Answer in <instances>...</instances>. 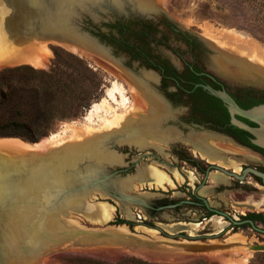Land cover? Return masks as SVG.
I'll return each mask as SVG.
<instances>
[{
	"label": "rangeland",
	"instance_id": "1",
	"mask_svg": "<svg viewBox=\"0 0 264 264\" xmlns=\"http://www.w3.org/2000/svg\"><path fill=\"white\" fill-rule=\"evenodd\" d=\"M149 1L164 11V13H154L148 19L158 27L160 37L164 41L157 42V45L161 50L170 52L175 58L172 60H178L179 55L191 59L192 53L180 40V36L170 31L169 25H174L180 31L199 34L203 37H205L206 27H209L215 29L214 31L223 32L230 38L253 40L264 51V0ZM1 2L3 7L4 0ZM109 24L106 25V32H100V29L97 28L98 32L96 33L101 42L110 46L111 53L108 55L100 51L98 53L88 51L91 53L90 56L80 55L62 47L52 39L18 37L11 34L8 28L4 32L1 30L3 34L7 33L5 37H0V49H3V52L0 53V122H6L9 117L18 113L19 119H16L32 126L31 129H35L33 120L39 118L41 122L38 130L44 131V134H41L36 141L30 140L27 136H0L1 139L16 138L27 143H35L63 132L68 125L90 124L92 127L98 128L101 120L111 114L109 108L124 113L134 101L138 102L140 108L134 111L133 115L137 117L145 112V104L135 96V91L131 86H135V90L150 98L144 87L153 81L149 76L152 75L150 72L154 69L143 64L142 61L137 62L131 59L124 51L113 48L110 36H112L114 28H111ZM89 25L92 26V24ZM0 26L3 28L1 23ZM109 27L110 29H108ZM33 41L39 42V44H35L38 48L36 54L42 60V65L39 66H34L25 59L26 54L29 56L26 48ZM207 41L212 45V48L214 47L213 49L215 47L218 49L216 51L204 49L203 61L209 71L215 72L211 62L212 58H216L220 65L218 66L222 70L220 72L228 77L236 78L241 75L254 77L249 75L251 74L249 70H252L264 79L262 65L250 61L228 48H222L209 39ZM237 63L242 64V67L245 66L246 73L241 69L239 70L241 75H233L232 67L238 68L237 65H234ZM124 77H128L131 84L134 85H131ZM114 82L122 86V94L129 100L127 105L122 104L121 93L114 98L106 95ZM180 105L186 107L184 103ZM42 115L48 117L46 122L42 121ZM176 126V122L168 121L166 128L174 129ZM24 131L26 135L31 133L27 132V129ZM184 131L189 133V129ZM102 132L108 133L109 130L90 131L82 134L81 138L72 141L83 140ZM146 136L153 145L143 149L130 146L126 142L117 143L116 147H112V144L109 145L111 150L121 155V163L109 165V170H117L114 178H118L123 184L128 181V186L124 189L126 194L144 196L148 199L149 204L157 206L165 200L185 199L198 190L197 193L205 196L210 203H217L225 207L222 200L227 187L216 184L213 177V175H224L220 171L211 170L205 186L195 188L197 184L201 185L207 164L200 157L203 156L211 161L214 160V157L203 155V153H200V156L195 149L191 150L190 145L183 142V139L178 140L184 143L182 146L179 144L172 146L170 143L162 141L161 137L171 138L169 132L161 136L154 134ZM204 138L215 150L221 147L230 151L246 153L234 145L213 139L214 137L204 136ZM190 159L196 160L199 166H196ZM214 161L221 166H227L225 160L220 157H216ZM235 166L237 167L236 164ZM144 167H152L160 171L167 177L168 182L163 181L162 186L159 187H156L154 182L150 185L148 183L139 184L140 179L137 173ZM129 184H133V186L130 188ZM103 194L101 191H92L88 195L89 197H86V201L90 204L104 203L113 206L110 219L92 220L84 214L72 210L62 216L68 220L70 225L83 229L126 226L127 230L144 239L170 243L223 244L233 242L230 240L234 238L243 239V241L237 242L244 243L263 241V238L256 239L255 236L248 240L241 230H235L239 235L233 237H230L231 233L225 234L219 231L205 232L203 236L194 235L190 229L171 231L172 229L170 230L169 227H174L177 222L194 224L192 225L193 229H200L195 225L200 222L197 219H191V214L197 213L194 207L181 205L177 208H164L148 212L140 205L122 202ZM196 210L200 209L196 208ZM243 250L250 254L244 253ZM245 257H247L245 264H264V251L248 250L246 245H237L234 249L225 251L187 253L176 251L174 247L166 243L150 249L99 245L82 247L65 243L61 246V250L45 256L41 260V264H228V261L239 264V259L242 260Z\"/></svg>",
	"mask_w": 264,
	"mask_h": 264
},
{
	"label": "bare ground",
	"instance_id": "2",
	"mask_svg": "<svg viewBox=\"0 0 264 264\" xmlns=\"http://www.w3.org/2000/svg\"><path fill=\"white\" fill-rule=\"evenodd\" d=\"M1 1L2 0H0V23L3 28L0 26V37H5L7 32H5V34H3V32L6 31L5 29L7 28L11 34L20 37L22 32L20 29L23 24L25 29H30L32 22L35 23L36 20L42 21L44 16L50 14V11L44 13V9L41 7V0H4L3 7ZM127 1V5L131 8L146 14H153L157 11V7L149 0ZM63 4V0H56L55 2L59 13L62 10L60 7ZM121 6L123 5L120 3V7ZM54 11L55 8L53 12ZM14 18L16 19L14 20ZM6 22L11 23L8 25ZM214 30L206 27L204 36L220 47L228 48L230 51L242 57H246L250 61L257 62L264 67V51L256 42L253 40L230 38L224 35L223 32ZM54 41L74 53L89 56L91 54L73 43L61 40ZM36 43L39 44V42L33 41L29 47L26 48L29 56H26V54L25 59L30 64L39 66L42 65V60L40 56L36 54L38 50L35 46ZM85 43L88 46H93V44L87 40ZM212 59V65L221 70V68H219L220 65L217 63V59ZM234 65H237L238 68L232 67L233 75L241 73L239 71L241 69L246 73L244 65V68L242 64L239 63ZM249 73H251L249 75H253L254 77H247L239 74L241 76L236 78L242 80L254 79L259 84L264 85V79L260 75L256 72H252V70H249ZM152 77L153 76H149L151 79ZM124 78L128 80L130 84L132 83L128 77ZM131 88L135 91V96L138 97L139 101L144 103L146 107L145 112H142L143 114L141 113L139 116L137 115V117L133 115V112L139 109L140 106L137 101H134L124 113H119L109 108L111 114L109 117H104L101 120L98 128L92 127L90 124H81L80 126L68 125L63 132L40 140L38 143H27L16 138H0V264H6L8 262L6 256L14 254L13 251L17 249V240L21 234L25 232L26 223L32 221L36 216L39 217L43 215L44 227L48 234L58 233L63 227H71L68 220H65L62 216L64 212L68 214V211L71 210L81 212L92 220H101V218L105 220L110 219L113 206L104 203L90 204L83 199L84 197L81 192L63 196L62 198L53 196L59 191L70 189L74 185L84 182L83 180L87 178L94 176L99 177L104 168L108 165L121 163V155L109 148V145L112 143L123 144V142H126L128 145H133L139 149L150 147L153 144L150 143L151 141L147 140L146 137L148 136L146 135H150L151 131H153V127L160 124L163 116H167L165 118L166 122L169 119L175 118L169 111L168 106L162 104L158 100L156 101V99L152 100L145 97L144 93L135 90V86H131ZM122 89L121 85L114 82L106 95L110 98H114L117 94L121 93L122 104L127 105L129 100L122 94ZM98 129H107L109 132L93 134L83 140L72 141L81 138L82 134L90 131H97ZM174 138H179L176 133H172L171 138H167L166 142ZM19 150H22L20 151L21 153ZM54 150H56V152H52V155H48L50 151ZM11 151L18 152L10 153ZM201 153L205 155L207 152ZM206 155L209 154L207 153ZM43 156H46V158H39ZM137 176L140 179L139 184L148 183L150 185V183L154 182V185L159 187L162 186L163 181L168 182L167 177L163 173L152 167L139 169ZM104 186L115 191H124L128 186V181L124 184L119 180L108 183L105 182ZM132 186L133 184L129 187L131 188ZM46 199H49L48 205L45 208H40L38 202ZM169 228L170 230L172 229L171 231H174L177 229H184L186 226L174 225V227ZM116 229H118V234H123L128 231L126 226H120ZM198 232L199 231H197L196 234H198ZM239 240V238H234L230 241ZM244 253L250 254V252H246V250ZM246 261L247 257L242 260L239 259L238 263L245 264ZM228 264H234V262L228 261Z\"/></svg>",
	"mask_w": 264,
	"mask_h": 264
},
{
	"label": "flooded vegetation",
	"instance_id": "3",
	"mask_svg": "<svg viewBox=\"0 0 264 264\" xmlns=\"http://www.w3.org/2000/svg\"><path fill=\"white\" fill-rule=\"evenodd\" d=\"M109 25L114 28L113 34L110 36L113 48L124 51L131 59L137 62L142 61L143 64L154 69L156 77H152L153 81L144 87L150 99H156L168 106L173 117L177 118V121H174L177 126L174 129H167V124H165L167 116H163L160 124L154 126L150 134L161 136L168 132L170 135L178 133L179 138L171 139L170 145L179 144L182 146L184 143L178 140L183 139V142L190 145L191 150L195 149L199 154L200 151L207 152L210 157H214V160L216 157H220L227 163V166L224 167L200 154V158L207 164L201 185L196 183L195 186V188L205 186L211 170L220 171L224 175H213V177L216 184L227 187L222 200L225 207L217 203H210L205 196L198 194V190H195L191 196H187L185 199L165 200L157 206L148 203V206L144 208L150 212L188 205L194 207L197 212L191 214V219H197L200 222L195 224L200 229H193L192 225L194 224L189 223L177 222L176 225L186 226L184 229L193 230L194 235L197 231L203 232L200 236L205 235V232L219 231L225 234L231 233L230 237H233L238 234L235 230H241L248 240L252 236H255L256 239L263 238V241L252 244H264V182L254 172L258 171L264 174V148L252 142L255 137L250 132L231 124L230 113L226 105L204 89L201 84L209 85L216 90H225L244 109L264 103V85L254 79H239V82H232L221 76L218 67H214L215 72L209 71L203 61L204 49L216 51L217 47L213 49L212 45L210 48L205 46L194 33L180 31L174 25H169V29L180 36V40L192 53L191 59L179 55L178 60L175 61L164 55L157 45L159 41L164 42L160 37V31L149 19H118ZM240 81L242 82L240 83ZM182 103L186 107L180 105ZM236 117L251 127H257L253 122L239 116ZM193 124L199 127L193 126ZM186 129H189V133L184 131ZM204 136L214 137L213 139L234 145L246 153L230 151L221 147L215 150L209 142L205 141ZM189 138L192 141L195 139L193 141L195 147L185 140ZM161 140L166 141L162 137ZM190 160L199 166L196 160ZM196 208L200 210H196ZM253 225L260 230L255 229ZM239 241H243V239ZM239 243L240 245L251 244L249 241Z\"/></svg>",
	"mask_w": 264,
	"mask_h": 264
},
{
	"label": "water",
	"instance_id": "4",
	"mask_svg": "<svg viewBox=\"0 0 264 264\" xmlns=\"http://www.w3.org/2000/svg\"><path fill=\"white\" fill-rule=\"evenodd\" d=\"M41 2V7L44 9V13L50 11V14L48 16H44L42 21L36 20L35 23L32 22L30 29H25L23 24L20 29L22 30L20 37H42L52 40H61L78 45L86 51H95L97 53L99 51H105L106 55L111 53V48L110 46H107L106 43L100 41L99 36L96 34L98 29H100V32H106V25L118 19H148L152 17V14H146L137 9L131 8L127 5V0H63L64 4L60 7L62 9L60 13L55 5L56 0H41ZM120 3L123 6L120 7ZM54 8L55 11L53 12ZM156 13H164V11L157 7ZM15 19L16 18H14V20ZM89 24H92V26ZM195 35L205 46L210 48L211 45L205 37L199 34ZM86 40L92 43L93 46H88L85 43ZM161 51L169 58L175 59L170 52L163 49ZM150 73L153 75L155 72L151 71ZM220 74L232 82H239V79L237 78L228 77L221 72ZM241 82L242 81H240V83ZM201 86L226 105L230 113L232 125L250 132L255 137L252 142L257 146L264 148V103L244 109L241 108L225 90H216L209 85L201 84ZM236 116L255 123L257 127H251L245 124ZM170 120L174 122L177 121V118L175 117L173 119H169L168 121ZM168 121L165 124H168ZM193 126L199 127L196 124H193ZM185 140L195 147V143L192 139L189 138ZM167 143H169V141ZM116 146V143H112V147ZM52 152H56V150L50 151L48 155H52ZM39 158L44 159L46 156ZM221 170L224 171L223 169ZM254 172L258 174L264 182V174L258 171ZM116 173L117 170H109L108 165L104 168L99 177L94 176L87 178L86 180H83L84 182H80L70 189L57 192L53 197L62 198L63 196L81 192L84 197L83 199L86 200V197H89L88 195L92 191H101L104 193L103 195H109L110 197L122 202L134 203L142 207L148 206V199L144 196L138 194L129 195L124 191H115L104 186L105 182L108 183L118 180V178H114ZM48 200L49 199L39 201V207L45 208L48 205ZM64 214L67 213L64 212ZM70 226L71 227L69 228L63 227V229H61L58 233L48 234L44 227L43 215L39 217L36 216L32 221L26 223L25 232L18 238L16 246L17 249L13 251L14 254L6 256V259L8 260L6 264H41V260L45 256L61 250V246L65 243L82 247L99 245L141 247L146 249L166 243L167 245L174 247L176 251L187 253L225 251L234 249V247L240 245L239 242L234 241L223 244L170 243L144 239L129 230L126 233L124 232L123 234H118V229H116L118 227L105 229H83L74 225ZM253 227L260 230L254 225ZM202 234L203 232H198V235ZM246 245L248 250L264 251V244L247 243Z\"/></svg>",
	"mask_w": 264,
	"mask_h": 264
},
{
	"label": "trees",
	"instance_id": "5",
	"mask_svg": "<svg viewBox=\"0 0 264 264\" xmlns=\"http://www.w3.org/2000/svg\"><path fill=\"white\" fill-rule=\"evenodd\" d=\"M127 31V29H126ZM129 31V30H128ZM124 37V36H123ZM122 37V38H123ZM19 114L17 113L15 116H11L8 118V121L6 122H0V136H27L32 141H36V139L42 134H44V131L38 130L40 128V119L37 118L33 120V125L35 126V129H31L32 126H29L27 124H24L20 122L18 118ZM17 118V119H16ZM42 121L46 122L48 120V117L45 115H42ZM25 129H27V135L24 133ZM138 262V261H137ZM139 263V262H138ZM139 264H147V263H139Z\"/></svg>",
	"mask_w": 264,
	"mask_h": 264
},
{
	"label": "crops",
	"instance_id": "6",
	"mask_svg": "<svg viewBox=\"0 0 264 264\" xmlns=\"http://www.w3.org/2000/svg\"><path fill=\"white\" fill-rule=\"evenodd\" d=\"M3 52V49H0V53H2Z\"/></svg>",
	"mask_w": 264,
	"mask_h": 264
}]
</instances>
